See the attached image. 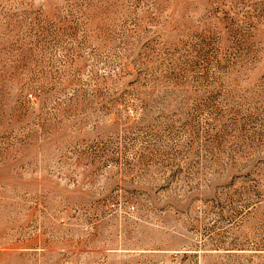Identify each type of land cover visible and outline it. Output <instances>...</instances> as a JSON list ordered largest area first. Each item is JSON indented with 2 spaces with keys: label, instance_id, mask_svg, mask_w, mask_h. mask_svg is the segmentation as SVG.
Segmentation results:
<instances>
[{
  "label": "rangeland",
  "instance_id": "rangeland-1",
  "mask_svg": "<svg viewBox=\"0 0 264 264\" xmlns=\"http://www.w3.org/2000/svg\"><path fill=\"white\" fill-rule=\"evenodd\" d=\"M0 264H264V0H0Z\"/></svg>",
  "mask_w": 264,
  "mask_h": 264
}]
</instances>
